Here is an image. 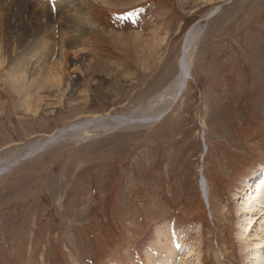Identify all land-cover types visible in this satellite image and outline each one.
Instances as JSON below:
<instances>
[{
  "label": "rangeland",
  "instance_id": "obj_1",
  "mask_svg": "<svg viewBox=\"0 0 264 264\" xmlns=\"http://www.w3.org/2000/svg\"><path fill=\"white\" fill-rule=\"evenodd\" d=\"M77 1L87 21L68 34L94 24L75 45L89 62L73 70L74 93L61 82L28 107L25 88L4 83L18 56L0 67V162L67 124L138 111L176 74L186 33L209 19L165 117L90 129L95 138L57 142L0 178V264H264V195L241 200L264 170V0Z\"/></svg>",
  "mask_w": 264,
  "mask_h": 264
},
{
  "label": "bare ground",
  "instance_id": "obj_2",
  "mask_svg": "<svg viewBox=\"0 0 264 264\" xmlns=\"http://www.w3.org/2000/svg\"><path fill=\"white\" fill-rule=\"evenodd\" d=\"M91 1L95 2L96 0ZM99 1L104 6L110 3L106 0ZM80 3L77 0H0V67L6 63L8 64L12 57L18 56L14 64H10L11 69L5 75L6 80L4 83L7 81L10 83L19 82V85L23 86L28 92L25 100L27 106L29 99L33 93L38 92V89L50 90L53 86L59 88L61 82L64 84V88H70L71 93L75 92L73 89L77 86V76L73 75L75 74L73 70L80 63L87 61V58L81 55L82 50H76L75 45L86 37L94 24L89 16V27L85 28V31L78 30L75 31L76 34L74 35L68 34V30H75L69 25L79 19L87 21L84 12L85 6ZM65 7L70 10H66ZM49 9H53V12H50ZM207 17L208 15L194 23L184 36L176 74L160 93L147 101L138 111L123 114V116L109 114L102 117L95 115L80 122L67 124L65 128L54 131L52 135L38 137L20 147L16 155L9 156L5 161L0 162V178L9 175L21 162L34 156L38 151H44L57 142L77 144L84 140L88 141L87 138H95L91 136V132V135L87 133L91 131L90 129L95 130L98 127V129H102L101 131L103 129L109 130L110 133L113 130L131 129L133 126L134 128L141 125L151 127L165 117L176 106L180 96L187 88L188 81L191 80L192 72L190 70L194 64L196 46L205 31L204 22L209 19ZM54 32L60 38L58 43L60 44L61 54L51 60L49 57L56 55L53 48L55 46ZM32 37L34 40L29 41ZM26 41H29L26 50L19 52L20 43ZM66 41L72 43L67 45ZM118 44L125 47L126 41L121 40ZM33 60L36 61V64L38 63V68H35L32 74H29L26 70H30ZM59 91L65 96L64 90L60 89ZM32 104L33 102L30 105ZM28 107L27 112L36 115V109ZM132 121L133 125L131 124ZM128 124H131L130 127H126L129 126ZM206 148L208 149V146ZM247 181V179H244L240 186L242 188L249 187ZM255 181H257L255 189L252 192L249 189L251 193L247 194L245 192L244 197L241 198L245 204H247V201H244L246 199L254 200L256 203L260 193L264 195V192L261 191V186H264V176ZM254 192H256V195L252 197ZM255 209L253 204L244 213L248 215L251 212L253 213ZM262 243L264 244V240H262ZM251 259L255 260V257L251 256Z\"/></svg>",
  "mask_w": 264,
  "mask_h": 264
}]
</instances>
